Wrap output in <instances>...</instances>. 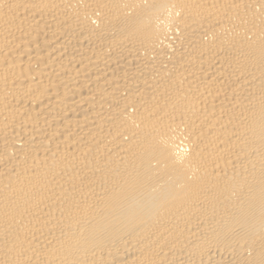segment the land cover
Returning a JSON list of instances; mask_svg holds the SVG:
<instances>
[{"label": "bare ground", "instance_id": "obj_1", "mask_svg": "<svg viewBox=\"0 0 264 264\" xmlns=\"http://www.w3.org/2000/svg\"><path fill=\"white\" fill-rule=\"evenodd\" d=\"M0 264H264V0H0Z\"/></svg>", "mask_w": 264, "mask_h": 264}]
</instances>
